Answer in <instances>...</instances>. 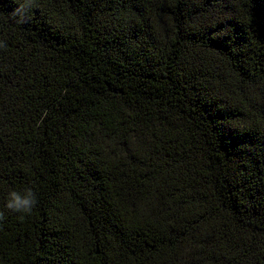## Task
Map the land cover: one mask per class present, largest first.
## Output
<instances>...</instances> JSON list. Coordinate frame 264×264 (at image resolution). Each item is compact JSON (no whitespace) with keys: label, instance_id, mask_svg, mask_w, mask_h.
I'll use <instances>...</instances> for the list:
<instances>
[{"label":"trees","instance_id":"trees-1","mask_svg":"<svg viewBox=\"0 0 264 264\" xmlns=\"http://www.w3.org/2000/svg\"><path fill=\"white\" fill-rule=\"evenodd\" d=\"M0 0V264H264V0Z\"/></svg>","mask_w":264,"mask_h":264},{"label":"clouds","instance_id":"clouds-1","mask_svg":"<svg viewBox=\"0 0 264 264\" xmlns=\"http://www.w3.org/2000/svg\"><path fill=\"white\" fill-rule=\"evenodd\" d=\"M34 7V0H23L14 11V16H19L18 23H25L26 14ZM6 47L3 41H0V48ZM36 193L31 187H24L22 190H11L8 192L4 210L0 211V221L5 218V211L10 214H18V219H23L25 215H30L37 205Z\"/></svg>","mask_w":264,"mask_h":264}]
</instances>
